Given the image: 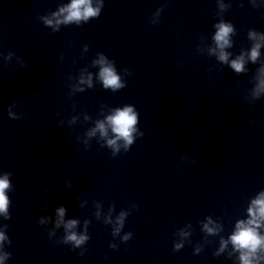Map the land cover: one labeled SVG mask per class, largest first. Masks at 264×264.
Masks as SVG:
<instances>
[{
  "label": "clouds",
  "instance_id": "1",
  "mask_svg": "<svg viewBox=\"0 0 264 264\" xmlns=\"http://www.w3.org/2000/svg\"><path fill=\"white\" fill-rule=\"evenodd\" d=\"M249 3L253 8H258L264 5L258 3V0H249ZM217 8L220 13H225L231 7V4H223L216 0ZM104 6V0H99V3L94 6L93 0H71L70 3L63 4L58 7L57 11L51 13V18L48 16H42L44 25L50 26L54 31H59V26L75 24L80 26L83 23H87L90 19L98 18L101 14V10ZM241 6H243L241 4ZM163 11V7L156 10V14L159 15ZM159 21L152 22L153 24ZM215 29L214 34L211 35L212 46L208 48V55L215 56L216 60L222 64L227 65L236 74H243L248 72L246 64H259V67L255 71L253 77L254 84L252 87V95L255 99H259L264 94V58L261 56V49L264 48V32L249 29L247 32V38L251 42L248 49H242L239 55L230 59L233 55L232 52L226 49L233 47L232 37L236 35V29L234 25L226 21L224 18H220L217 23L213 25ZM85 50H88V45H85ZM98 59L94 60L93 65L99 66L98 81L105 90H111L117 92L126 87V81L122 79L121 75L117 73L115 62L108 59V57L98 52L96 54ZM125 76H130L132 73L125 68L123 70ZM81 84H86L88 88L93 87L92 75L89 74L85 79L81 77ZM76 91L83 92V88H77ZM9 117L12 119H20L14 113L9 111ZM139 113L135 107L131 104H125L123 107H115L111 110V114L105 116L103 120H96L95 127L88 130L85 135L89 138L94 137L97 132L100 137L105 140V144L102 147L111 149L112 156H116L121 152V148L124 152H128L131 146L135 143L137 135L142 137L143 132H139L136 125L138 124ZM89 119V117H85ZM109 130L112 133V137H109ZM87 143V141H85ZM10 172H3L0 174V217L4 220L11 219L9 208L11 206V200L8 193L12 190V183L10 180ZM72 187L71 184L67 185ZM137 204H132L130 210L121 211L116 217V227L111 231L113 238L120 236L121 231L124 228L126 218L130 212L137 208ZM47 208V205H45ZM110 212L115 211L114 205L109 208ZM66 208L60 206L56 209L58 219L55 222V228L59 229L61 225L64 228V235L58 241L61 244L71 245L73 249H81L79 253L84 255L86 249L83 247L90 239L88 233V225L90 221L84 222V231L78 233L74 231L79 221L76 219H70L65 221L64 216ZM98 215V213H97ZM248 218L239 219L235 222V230L228 236L227 239L220 238V246L214 252L215 256H220L223 253L229 243L232 246V253H238L239 264H261L264 261V234H261L260 229L264 228V190H261L259 194L251 199L249 206L247 207ZM111 216L107 218L105 223H111ZM40 225H44V217L39 219ZM214 222L211 216L207 217V222L203 223L202 231L209 236H216L223 231V227L220 224L213 225ZM5 231L8 228L7 224L3 225ZM5 231H0V248H2L6 241L8 245L11 244V240L5 234ZM180 235L187 237L189 233L181 232ZM49 236H55V231H49ZM133 233L127 232L123 236H120V240L123 243H127L132 239ZM109 247L113 250L117 249L116 243H110ZM183 248V243H175L173 245V251H179ZM196 253H200L201 249L196 248ZM232 253H229L231 258ZM11 257L10 252H4L0 254V264H4L6 259Z\"/></svg>",
  "mask_w": 264,
  "mask_h": 264
}]
</instances>
